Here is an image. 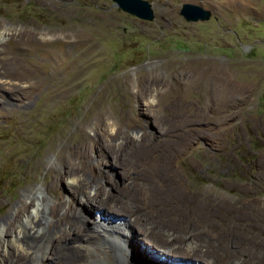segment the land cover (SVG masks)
<instances>
[{
    "label": "rangeland",
    "instance_id": "obj_1",
    "mask_svg": "<svg viewBox=\"0 0 264 264\" xmlns=\"http://www.w3.org/2000/svg\"><path fill=\"white\" fill-rule=\"evenodd\" d=\"M146 1L151 20L112 0H0V215L42 187L91 233L143 224L119 225L128 256L108 244L109 264H264V0ZM98 185L117 213L95 215Z\"/></svg>",
    "mask_w": 264,
    "mask_h": 264
},
{
    "label": "bare ground",
    "instance_id": "obj_2",
    "mask_svg": "<svg viewBox=\"0 0 264 264\" xmlns=\"http://www.w3.org/2000/svg\"><path fill=\"white\" fill-rule=\"evenodd\" d=\"M5 32L6 27L1 25L0 40ZM33 40V37H27L24 44L31 43ZM52 40L44 38L41 41H36V43H38V47L42 48V46L44 47L45 44ZM21 44L19 43V46ZM46 47H49V45ZM61 52L54 53V56H59ZM142 81L139 79L138 83ZM3 88L4 83L0 81V90ZM8 95L9 93L0 98V104L6 108H11L12 103L10 104L8 99H6ZM110 131L112 133L113 128H110ZM94 178L99 181L97 174H95ZM70 182L76 186L78 192H82L83 187L80 182L77 183L75 179H72ZM53 184H51V187L54 190L55 187ZM103 189L101 185H98L95 196L92 199L89 198V200H92V207L94 213L96 212V216L108 212L117 213L114 207H117L119 204L114 202L109 194L103 197ZM118 190L120 189L117 188ZM22 196L25 201L21 206L14 204V207H16L15 212H9L3 216L0 215V264H109L105 259V255L110 251L108 244H115L119 250L122 263H125L128 256L127 242L130 243L132 240V237H129L134 232H136L134 233L135 235L137 233H144L145 231L143 224H140L139 221L137 224L136 219L133 220L129 214L125 218L118 217L117 219H121L119 221L115 217H112L110 213L107 215H111L112 222H106L104 225L94 223L91 229L95 233H91L87 225H85L81 211L77 207L69 206L62 213H59L63 205L62 200L59 198L60 196H58L59 199L57 198L58 202L53 203L42 187L25 189ZM2 205L0 203V208ZM90 214L93 215V211ZM55 216L58 218L56 217L57 219L55 221L51 220ZM123 223L131 229V235L129 237H123L120 230L119 225ZM40 226L44 230L38 231ZM26 234H32V236L35 234V237L30 242L25 239ZM163 244L171 245L167 241ZM158 247L162 253H170L162 250L163 247L160 248L161 246L159 245ZM47 251L46 258H50L51 261H44ZM175 256L185 257V254H175ZM116 260L119 261V258L114 260L115 264H118ZM211 264L215 263L211 261Z\"/></svg>",
    "mask_w": 264,
    "mask_h": 264
},
{
    "label": "water",
    "instance_id": "obj_3",
    "mask_svg": "<svg viewBox=\"0 0 264 264\" xmlns=\"http://www.w3.org/2000/svg\"><path fill=\"white\" fill-rule=\"evenodd\" d=\"M121 10L130 13L140 19L151 20L153 13L150 4L146 0H112ZM179 14L186 21L206 20L209 10L203 9L198 5L191 3H182Z\"/></svg>",
    "mask_w": 264,
    "mask_h": 264
}]
</instances>
